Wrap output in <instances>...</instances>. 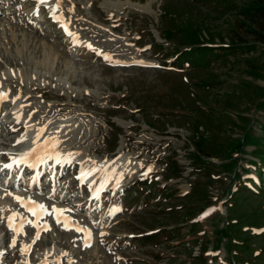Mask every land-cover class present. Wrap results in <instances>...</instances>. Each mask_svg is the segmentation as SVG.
I'll list each match as a JSON object with an SVG mask.
<instances>
[{"label":"rangeland","instance_id":"rangeland-1","mask_svg":"<svg viewBox=\"0 0 264 264\" xmlns=\"http://www.w3.org/2000/svg\"><path fill=\"white\" fill-rule=\"evenodd\" d=\"M106 2L125 15H106ZM255 3L0 0V153L20 151L29 126L42 137L78 126L50 148L68 152L61 166L49 162L40 180L24 170L17 184V171L3 168L0 191H40L91 229L86 242L52 215L22 210L47 225L35 239V227L14 232L0 211L1 254L14 264H40V255L49 264H264V33L249 25ZM210 46L206 63L182 61L185 50L202 57ZM93 155L107 168L94 170ZM118 157L125 167L111 175ZM248 174L256 190L243 197ZM88 176L93 188L80 184ZM242 237L254 255L237 262Z\"/></svg>","mask_w":264,"mask_h":264},{"label":"bare ground","instance_id":"bare-ground-1","mask_svg":"<svg viewBox=\"0 0 264 264\" xmlns=\"http://www.w3.org/2000/svg\"><path fill=\"white\" fill-rule=\"evenodd\" d=\"M47 3H52L56 4L55 0H45ZM106 15L112 17V16H121V15H125L124 11H121L119 10L118 8V5H116V3H108L106 2L105 5H102ZM55 15H60V12L58 10H55ZM61 17V16H60ZM76 37V36H75ZM74 36H72L73 40H76ZM47 58H50V55H49V52H47ZM51 59V58H50ZM42 92V94L44 95H47L49 96L50 95V92L48 91H43V90H40ZM6 93V89L4 87H0V107L2 105H4V95ZM78 126L75 125V124H69V125H65L63 126L62 130L61 131H56L54 130V132H51L49 135H46V136H43L40 135L39 136V140H37V134L38 133H41V130H39V128H32V127H29V131L27 134V136L24 138V142L26 143V148L28 147L29 150H32L33 148H36L37 149V152L34 153V155H37V153H39V156L37 155V159L33 162L34 164V168L31 170L33 172V176L34 178H38L39 177V172H40V166L38 167V165L40 164L41 166H44L42 163L43 162H46L48 161V158L49 157H54V164H57L58 163V160L61 161L63 163V159L62 156L63 155H67L68 156V152H65V153H62L61 151H55L54 153L52 152L54 150L53 147H51V142L53 141H61L63 139V137L67 136L69 133H71L72 131H74ZM32 128V129H31ZM47 144L48 147L46 149H42L40 148L39 146L40 145H45ZM50 148H53L52 151L50 150ZM94 152H97V150L94 149ZM10 158L14 159V156H11ZM19 161V159H18ZM21 162V166H24L23 164H25L23 161H19V163ZM28 165V164H27ZM69 165V164H68ZM90 165L93 166V169H99V168H107L106 166L108 165L106 160H104L103 158L97 156V155H93V157L91 158V162H90ZM38 167V168H37ZM64 167L66 168L67 167V164L64 165ZM125 167V164L123 163L122 161V158L121 157H118L115 161V165H112L111 168H109V173L111 175H116V174H119L120 171ZM88 168V165L85 166V169ZM21 169V167L19 168ZM128 172H131V168H128ZM29 178V177H28ZM81 180L82 181H87L86 183H89L91 182L92 180V176H88V177H81ZM15 181V180H14ZM74 181V180H72ZM32 184L33 181H32ZM30 183V186L32 185ZM99 189H106L105 187V181L103 183L100 184V187ZM6 193H11V195H7ZM40 191H31L30 190H26V191H20V192H7L5 190H1L0 191V205H1V209H3L2 212H5V216H6V220H7V225L9 224V221H8V217L12 215L13 212H18L21 214V216L23 218H25V222H23V228L22 229H25L26 231H29V230H32L34 228V226L32 227L29 223H27L26 221H28V218L27 216L23 215V212L22 210L24 211H28L27 207L23 206L20 202H18L14 197L16 196H19V197H22L24 198V201L25 203L28 202L29 198L31 201H35L37 202L38 204H43L46 206V208L48 209V211L52 212L53 208H57V209H64L65 212L63 213V216H66L69 218L70 222H71V227L70 228H74L77 230V227L79 229H82V230H79L83 233L82 237L83 239L86 241V242H89L90 239H91V233H89L91 231L90 227L85 225V224H82L81 222V219L79 217H77V215L70 211V209H67L66 206H63L61 204H58V202L55 201V203H48V199L46 200L45 198H42L41 196L45 195L47 196L46 194H42L40 196ZM16 207H19V208H16ZM114 208L110 209L111 210V213L112 210ZM15 210V211H13ZM21 210V211H20ZM53 216V219L54 221L57 220V216L53 213L52 214ZM30 221H34L35 222V219L33 220H30ZM21 223V220L20 218H16L15 221H14V226H18L19 224ZM37 224V223H36ZM61 225H63V217H61ZM39 225V229L37 227H35L36 229V232L39 230V231H45L44 230V224H38ZM28 229V230H27ZM10 230L14 231L13 228H10ZM14 232H18V231H14ZM28 246V245H26ZM26 246H24V251L27 255V257L29 256V251H28V248L27 250H25ZM40 259L41 258H44L42 259V261H40L41 263L40 264H49L48 263V259L46 258L45 255H40L39 256ZM18 264H34L29 258L26 260L25 258V262L23 261L22 263H18Z\"/></svg>","mask_w":264,"mask_h":264},{"label":"trees","instance_id":"trees-1","mask_svg":"<svg viewBox=\"0 0 264 264\" xmlns=\"http://www.w3.org/2000/svg\"><path fill=\"white\" fill-rule=\"evenodd\" d=\"M249 21L252 22V25L249 24L251 27L254 26L253 30L255 33H264V0H256L255 6L253 10L249 14ZM190 51V52H189ZM185 50L184 54L182 55V61H187L189 63L193 64H204L206 63V59L208 56L216 55L214 53L215 48H212L211 46L205 50H203L202 57H199L198 55L194 54V52H191L192 50ZM170 56V55H169ZM167 56V57H169ZM166 57V58H167ZM264 163L257 167V169L260 171ZM240 186L243 187L244 190L240 192L243 197H248L251 191H255V176L252 174H248L244 177V179L240 180ZM247 239V240H246ZM237 253L234 256V259L238 262L240 256H244V254H247V252L251 251L249 254H252V243L250 241V238L242 237L240 242L237 244Z\"/></svg>","mask_w":264,"mask_h":264},{"label":"snow or ice","instance_id":"snow-or-ice-1","mask_svg":"<svg viewBox=\"0 0 264 264\" xmlns=\"http://www.w3.org/2000/svg\"><path fill=\"white\" fill-rule=\"evenodd\" d=\"M39 2L41 4H43V3H45V0H39ZM59 4H60V0H57L56 8H59ZM54 18L59 19L60 17L55 16V12H54ZM65 28H66V26H65ZM41 134H42V132L37 134V140H39V136ZM56 143H58V141L51 142V147L54 148L55 145H56ZM39 147L42 148V149H46L48 147V145L47 144L40 145ZM36 152H37V149L36 148H33L29 152L23 153L18 159H19V161H25L26 162V158L29 157V156H31L33 153H36ZM37 155L39 156V153H37ZM18 159L14 158L12 160V163L3 165V167L4 168H11L13 166V164H15V163L18 162ZM58 162H59V160H58ZM148 171H151V168H149ZM88 174H90V172L89 173H82V176L88 175ZM146 174L147 173H145V175ZM6 194L7 195H11V193H6ZM14 198L18 202H20L23 206L27 207L28 211L31 212L33 214V216L37 217L38 220L41 218L42 215H52L54 213L57 216V220H56L57 223H61V217H63V226L66 229H68V228H70L72 226L69 218L66 217V216H63V213L65 212L64 209L53 208L52 212H49L45 205L38 204L35 201H31L30 198H29V200H28L27 203H25L24 198H22V197L16 196ZM0 211H3V209H0ZM115 211H119V209H113L112 210L113 213ZM208 214H209V212L206 211L203 215L206 216ZM16 218H20V220H21V223L18 226H14V221H15ZM7 219L9 221L8 226L10 228H13L14 231H20V230H22V228H23V222H25V218H23L20 213L13 212L12 215L9 216ZM26 222L27 223H30V224H33L34 227H37L39 229V225L36 224V222L30 221V220H28ZM44 230H48L47 225H44ZM77 230L79 231V230H82V229H79L77 227ZM35 239H39V230L37 231V234H36ZM13 243H14V241H13ZM86 246H88L87 243H86ZM28 247H30V246H26L25 250H27ZM64 255H67V254L65 253ZM69 264H72V261L71 260H69Z\"/></svg>","mask_w":264,"mask_h":264}]
</instances>
